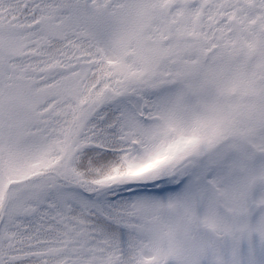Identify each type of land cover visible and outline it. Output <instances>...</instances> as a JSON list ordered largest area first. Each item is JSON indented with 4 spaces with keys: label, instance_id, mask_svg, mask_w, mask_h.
I'll list each match as a JSON object with an SVG mask.
<instances>
[{
    "label": "snow or ice",
    "instance_id": "1",
    "mask_svg": "<svg viewBox=\"0 0 264 264\" xmlns=\"http://www.w3.org/2000/svg\"><path fill=\"white\" fill-rule=\"evenodd\" d=\"M0 264H264V0H0Z\"/></svg>",
    "mask_w": 264,
    "mask_h": 264
}]
</instances>
